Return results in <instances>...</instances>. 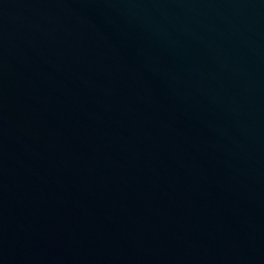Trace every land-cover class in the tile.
<instances>
[{"label": "water", "instance_id": "1", "mask_svg": "<svg viewBox=\"0 0 264 264\" xmlns=\"http://www.w3.org/2000/svg\"><path fill=\"white\" fill-rule=\"evenodd\" d=\"M0 264H264V0H0Z\"/></svg>", "mask_w": 264, "mask_h": 264}]
</instances>
